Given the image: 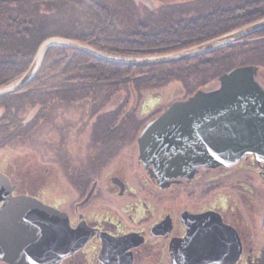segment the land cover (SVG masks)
<instances>
[{"label": "flooded vegetation", "instance_id": "obj_1", "mask_svg": "<svg viewBox=\"0 0 264 264\" xmlns=\"http://www.w3.org/2000/svg\"><path fill=\"white\" fill-rule=\"evenodd\" d=\"M170 104L150 105L154 114L128 138L134 155L90 142L85 155L97 166L83 163L54 201L28 174L0 167V264H264V160L247 153L205 166L178 152L164 168L163 155L145 165L138 138ZM21 197L41 203L35 221L36 205L14 202Z\"/></svg>", "mask_w": 264, "mask_h": 264}, {"label": "trees", "instance_id": "obj_2", "mask_svg": "<svg viewBox=\"0 0 264 264\" xmlns=\"http://www.w3.org/2000/svg\"><path fill=\"white\" fill-rule=\"evenodd\" d=\"M154 5L148 0H0V87L24 73L44 38L63 36L59 29L70 34L64 37L99 51L148 56L202 43L264 17V0H171ZM39 6L46 10L41 12ZM252 35L259 38L147 66L113 64L76 49L50 45L30 83L0 97V146L27 138L49 108L81 103L88 105L94 118L92 135L97 142L124 134L135 137L139 124L130 125L132 131L127 129L132 121L140 122L134 109L124 113L121 103L114 110H102L120 90L126 92L124 104L148 87L173 80L193 94L241 66L240 60H264V28ZM123 123L126 129L115 133Z\"/></svg>", "mask_w": 264, "mask_h": 264}, {"label": "water", "instance_id": "obj_3", "mask_svg": "<svg viewBox=\"0 0 264 264\" xmlns=\"http://www.w3.org/2000/svg\"><path fill=\"white\" fill-rule=\"evenodd\" d=\"M264 28V17L202 43L177 51L148 56H121L99 51L81 41L64 36H49L38 45L24 73L8 86L0 88V97L25 87L34 77L46 48L61 45L76 49L105 62L147 66L179 61L209 52L237 41ZM257 66L234 67L218 77L214 89H198L187 99L171 103L160 115L150 120L139 138L140 155L145 165L168 163L172 154L181 152L195 156L199 165H230L247 153L264 160V87L256 78ZM169 156V158H168ZM36 205L30 217L39 218L35 198L21 197ZM11 202V201H10ZM36 202V203H35ZM22 207L21 204H19ZM36 209V213H34Z\"/></svg>", "mask_w": 264, "mask_h": 264}, {"label": "rangeland", "instance_id": "obj_4", "mask_svg": "<svg viewBox=\"0 0 264 264\" xmlns=\"http://www.w3.org/2000/svg\"><path fill=\"white\" fill-rule=\"evenodd\" d=\"M148 1L154 2L157 6H159L160 3H171V0ZM156 5L154 6L156 7ZM64 7V9L69 10V6ZM45 8L46 7H40L41 12L45 11ZM62 13L71 17L65 11ZM69 14L72 13L69 12ZM75 15L78 16L77 14ZM58 33L63 36L70 35L67 31L65 32L61 29L58 30ZM251 35L252 34H249L239 40L255 37L259 38L257 35H252V37ZM206 53L208 52H205V54ZM238 64H241V66L248 64L262 65L263 67L261 66L257 69L256 78L264 87V60H240ZM14 81L7 82L2 85V87L8 86ZM217 85L218 78L215 84L202 87L201 89H214ZM185 93V88H183L178 81L173 80L164 86L156 88L148 87L146 90L144 89L140 97L131 96L129 102L127 104L125 103V105L123 101L124 97H126V92L120 90V92L111 99L112 101L110 100L102 110H114L116 106L121 103L123 104L122 110L124 113H129L131 109H134L135 113L138 115V118H136L140 122L132 121V119L129 120L132 122L127 124V129L130 128V125L135 127L139 124L138 131H134L136 136L140 132V127H142L143 124L148 121V118H151L154 114L148 113L147 111L150 110L151 104L157 107V109H163L174 99L180 98L183 95L185 97L188 96V93ZM88 111L89 107L85 103L72 106L60 105L58 107L49 108V110L43 113L44 118L27 138L24 137L23 140L14 141L13 144L0 146V167L3 166L7 171H18L20 174H28V180L32 185L31 187L36 185L35 187L38 192L40 191L41 194L44 192L43 195L47 200L54 201V199H57L61 195V188H63V186L69 187L74 185L71 180L76 177V171H82L83 168L81 169L80 167L83 166V163L87 164L86 168L90 167V169L97 166V163H95L96 160L92 159L91 161L89 157L86 158L85 155L89 153L88 148L90 142L94 144L97 142V138L92 135L94 134L92 126L93 123H95L93 122L94 118L89 115ZM124 127L126 129V125H124L115 133L118 132L122 134ZM130 130L132 131L133 127L130 128ZM119 137L121 136L107 138L105 142L110 143L107 149L113 151L114 146L117 145L120 147L124 145V153L134 155V142L132 144L127 143L129 142L128 138L130 134L125 136V140L121 142L122 144L118 142ZM121 152H123V150ZM42 179L47 180V185L44 186V189H37V185ZM35 187H33V189Z\"/></svg>", "mask_w": 264, "mask_h": 264}]
</instances>
